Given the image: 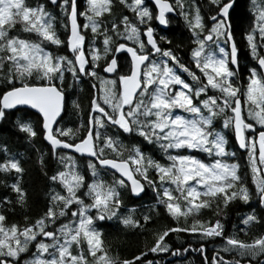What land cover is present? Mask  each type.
I'll use <instances>...</instances> for the list:
<instances>
[{
  "label": "snow or ice",
  "instance_id": "6c2138e0",
  "mask_svg": "<svg viewBox=\"0 0 264 264\" xmlns=\"http://www.w3.org/2000/svg\"><path fill=\"white\" fill-rule=\"evenodd\" d=\"M249 3L119 0L131 16L112 18L113 0H0V122L35 110L14 126L49 145L40 164L52 185L38 217L13 222L28 202L26 169L3 149L0 171L15 179L0 196V264H161L148 255L190 253L200 264H264V0ZM174 20L188 34L179 43L161 34ZM82 85L83 108L71 100ZM234 206L250 211L229 230ZM158 220L168 223L147 251L111 254L108 222L143 234ZM170 234L194 239L174 247Z\"/></svg>",
  "mask_w": 264,
  "mask_h": 264
},
{
  "label": "trees",
  "instance_id": "16d2710c",
  "mask_svg": "<svg viewBox=\"0 0 264 264\" xmlns=\"http://www.w3.org/2000/svg\"><path fill=\"white\" fill-rule=\"evenodd\" d=\"M172 1V0H171ZM29 2L33 5L37 3V0H29ZM175 0H173V3ZM196 2L202 3V0H196ZM206 3V0H203ZM243 5H246L250 10L251 5L249 0H240ZM121 12L127 13L125 9L119 4V0H113V10H112V18L120 15ZM107 15V14H106ZM254 16L255 13H252ZM173 31L169 33H165L168 36H175L176 42L179 43L180 40L186 37L188 34L186 29H184L183 24L181 23L177 26L176 21H173L171 25ZM239 39V37H237ZM242 54H244L245 50L242 48ZM183 52H181V56H183ZM245 76L247 72L244 73ZM83 91L73 90L71 94V100H76L81 104L82 108L87 105V86L82 85ZM5 90L3 82L0 81V92ZM69 110L70 114L65 117L66 121H70L68 123V127H72L74 130L79 126L80 121L77 119L76 115L71 114V101H69ZM25 112L28 114L25 115ZM81 117L83 113H80ZM17 119H21L22 122H34L37 117L35 113L28 109L21 108L20 111H17L15 116L10 117L9 120L0 122V162L5 160V153L3 151L4 148L7 149L8 153L15 154L17 159L20 160L22 166L26 169L25 175L23 177V184L26 187V190L29 194L28 202L25 208H21L20 205L15 206L16 215L12 218L13 222L22 221L23 213L25 211L28 212L30 217H38L40 214V209L42 208L44 202L47 200V196L45 193L48 192V189L52 187L46 181L43 171L41 169L40 164V156L44 155L45 165L49 163L51 160V156L48 155L49 145L45 143L42 136L38 134L36 138L33 139L32 143H29L28 139L25 137L23 133L17 131V128L14 126V122ZM39 150V151H37ZM146 153H154L156 158H161V154L159 150L156 149L154 151V146L148 145L144 148ZM239 155V154H238ZM46 170V168L44 169ZM51 174V173H49ZM15 179L14 174L4 173L0 171V196H4L6 194L11 195L10 188L6 187V185H10ZM152 203L150 199H145L142 204L145 206L141 208V211L147 210V205ZM129 207H137V205H129ZM252 208H256L257 212H259V208L255 203V197L253 198V202L251 203ZM250 211L249 207L245 206H234L228 213V219L223 220L226 224V227L231 230L232 225L237 223V212L246 213ZM211 215L210 212L205 211L203 215V219H208ZM191 221L189 220V223ZM168 223L167 220H158L156 225L150 224L149 231L146 233H137L131 229H125L122 225L117 228L116 221L108 222L104 229V240L108 247L111 248V254L113 256H119L121 259L123 258H131L133 254L138 255L140 251H147V248L151 245L153 236L152 230H154L160 224ZM174 223V222H173ZM258 228V226H257ZM254 228L253 230H257ZM170 243L173 244L174 247L181 246L185 241L192 240L194 237L188 234H170L169 238ZM213 245L209 244L208 255L211 254V250L213 249ZM157 259L161 262V264H200L201 258L195 254L190 253L188 256L182 259H173L171 256L167 254H149L148 259Z\"/></svg>",
  "mask_w": 264,
  "mask_h": 264
},
{
  "label": "water",
  "instance_id": "95a60500",
  "mask_svg": "<svg viewBox=\"0 0 264 264\" xmlns=\"http://www.w3.org/2000/svg\"><path fill=\"white\" fill-rule=\"evenodd\" d=\"M20 108H23V109H28V110H31L35 113V110L34 109H31L30 107H27V106H19ZM46 143V142H45ZM47 144V143H46Z\"/></svg>",
  "mask_w": 264,
  "mask_h": 264
},
{
  "label": "flooded vegetation",
  "instance_id": "af4514ba",
  "mask_svg": "<svg viewBox=\"0 0 264 264\" xmlns=\"http://www.w3.org/2000/svg\"><path fill=\"white\" fill-rule=\"evenodd\" d=\"M169 2L173 3V0H172V1H171V0H169ZM161 34H164V35H165V33H161Z\"/></svg>",
  "mask_w": 264,
  "mask_h": 264
},
{
  "label": "rangeland",
  "instance_id": "374dc122",
  "mask_svg": "<svg viewBox=\"0 0 264 264\" xmlns=\"http://www.w3.org/2000/svg\"><path fill=\"white\" fill-rule=\"evenodd\" d=\"M257 2H258V3H260V2H261V0H257Z\"/></svg>",
  "mask_w": 264,
  "mask_h": 264
}]
</instances>
